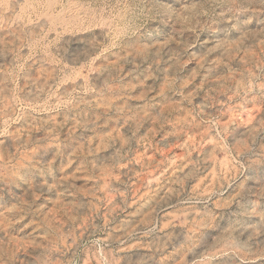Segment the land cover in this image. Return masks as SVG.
<instances>
[{
	"label": "rangeland",
	"instance_id": "obj_1",
	"mask_svg": "<svg viewBox=\"0 0 264 264\" xmlns=\"http://www.w3.org/2000/svg\"><path fill=\"white\" fill-rule=\"evenodd\" d=\"M0 264H264V0H0Z\"/></svg>",
	"mask_w": 264,
	"mask_h": 264
},
{
	"label": "bare ground",
	"instance_id": "obj_2",
	"mask_svg": "<svg viewBox=\"0 0 264 264\" xmlns=\"http://www.w3.org/2000/svg\"><path fill=\"white\" fill-rule=\"evenodd\" d=\"M36 3V2H35ZM26 6V5H25ZM53 6V5H52ZM34 7V6H33ZM52 8V7H51ZM50 8V9H51ZM47 10V9H46ZM49 10V9H48ZM7 12V11H6ZM6 12H5V14H6ZM15 12V11H14ZM47 14V13H46ZM51 14V13H50ZM55 15V14H54ZM12 17V16H11ZM50 17H51V15H50ZM60 17H61V15H60ZM21 18V17H20ZM58 19V18H57ZM53 21V20H52ZM51 25V24H50ZM56 25V24H55ZM12 41V40H11ZM8 55V54H7ZM69 61H71V60H69ZM112 66V65H111ZM100 69V68H99ZM106 72V71H105ZM75 79V78H74ZM79 85V84H78ZM179 238V237H178Z\"/></svg>",
	"mask_w": 264,
	"mask_h": 264
}]
</instances>
